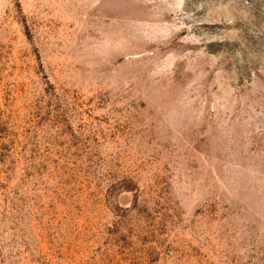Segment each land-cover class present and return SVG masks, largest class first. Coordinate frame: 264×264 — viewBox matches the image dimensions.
<instances>
[{"label": "rangeland", "instance_id": "1", "mask_svg": "<svg viewBox=\"0 0 264 264\" xmlns=\"http://www.w3.org/2000/svg\"><path fill=\"white\" fill-rule=\"evenodd\" d=\"M0 264H264V0H0Z\"/></svg>", "mask_w": 264, "mask_h": 264}]
</instances>
